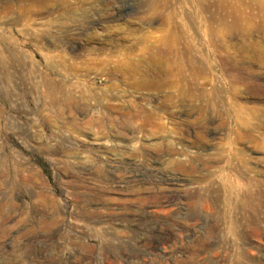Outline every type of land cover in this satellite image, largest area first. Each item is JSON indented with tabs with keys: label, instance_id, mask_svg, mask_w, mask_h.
<instances>
[{
	"label": "rangeland",
	"instance_id": "obj_1",
	"mask_svg": "<svg viewBox=\"0 0 264 264\" xmlns=\"http://www.w3.org/2000/svg\"><path fill=\"white\" fill-rule=\"evenodd\" d=\"M118 1L0 0V264H264V0H211L207 84L174 91L130 73L165 27Z\"/></svg>",
	"mask_w": 264,
	"mask_h": 264
},
{
	"label": "bare ground",
	"instance_id": "obj_2",
	"mask_svg": "<svg viewBox=\"0 0 264 264\" xmlns=\"http://www.w3.org/2000/svg\"><path fill=\"white\" fill-rule=\"evenodd\" d=\"M253 1L256 2V5H259L261 2V0ZM123 2H125V0L114 2L111 12L109 11V17L111 20L117 21V19L124 15ZM187 4L191 5L194 10H188L186 12L184 5ZM205 14L209 15L203 16ZM213 15L214 13L211 6V0H150L149 16L144 19V21L159 22V24L165 28H162L161 36H156V38L150 43L148 41V44L145 46H141L138 42H133L128 45V51L131 55H136L135 59L129 60V71L134 76H138L140 79L142 78L140 83H137L139 87L143 88V90L147 88L156 89L155 87L182 89L183 86L189 85L186 77L188 79H194L197 77L202 78L201 80L203 81L201 82L200 80L201 83H199L201 85V89H203L207 84V79L205 76L203 77V75H205L204 73L208 67L200 62L201 59L199 57L198 47L196 46L197 42L195 43V41L198 38L200 30L207 33L206 36L210 40L212 39L214 36ZM201 17H203L201 19L203 22L202 26L199 24ZM240 52L245 55V57L248 56V54H251V50L248 47H245V49L240 48ZM56 58L59 60L62 58V56L56 51L49 56L46 55L45 59L48 63H50L49 66L43 70H37V72L41 71L45 76L52 74L60 76V70L52 64V61ZM258 58V64L263 65L264 61L260 58V56ZM86 71L93 76H114L113 68H111L108 64L101 63L97 67H87ZM174 72L181 75L182 82H180L181 80H178L180 83H162L163 76L170 75ZM165 82H167L166 79ZM190 86L193 85L190 84ZM187 88L188 86L186 89ZM172 91H174V89H172ZM235 158L240 164H244V157L241 153H236ZM176 164L183 167L184 163L180 162ZM241 179H243V181H248L246 175H242Z\"/></svg>",
	"mask_w": 264,
	"mask_h": 264
}]
</instances>
